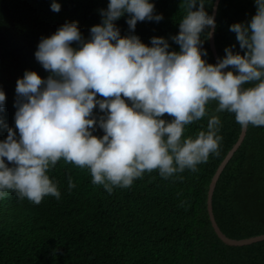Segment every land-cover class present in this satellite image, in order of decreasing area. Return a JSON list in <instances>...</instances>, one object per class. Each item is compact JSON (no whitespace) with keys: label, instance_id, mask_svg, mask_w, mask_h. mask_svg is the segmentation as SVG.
Here are the masks:
<instances>
[{"label":"clouds","instance_id":"9594fccd","mask_svg":"<svg viewBox=\"0 0 264 264\" xmlns=\"http://www.w3.org/2000/svg\"><path fill=\"white\" fill-rule=\"evenodd\" d=\"M209 3L182 0L179 32L171 36L179 51L163 36L145 44L135 34L137 22L164 19L154 0H109L88 39L77 21L41 37L35 58L49 75L25 70L16 82L15 128L0 120L7 128L0 139V200L12 193L37 205L46 196L59 200V181L49 172L61 160L87 169L92 184L109 194L130 188L146 172L163 179L198 172L219 154L218 113L234 114L242 129L264 126V0H255L249 21L230 25L243 54L227 46L215 64L203 47L216 30ZM51 8L59 12L61 4L53 0ZM121 17L129 32L123 36L116 24ZM5 104L0 88V111ZM206 116L195 136L184 135ZM97 126L102 136L93 134ZM75 187L69 174L68 191Z\"/></svg>","mask_w":264,"mask_h":264},{"label":"trees","instance_id":"16d2710c","mask_svg":"<svg viewBox=\"0 0 264 264\" xmlns=\"http://www.w3.org/2000/svg\"><path fill=\"white\" fill-rule=\"evenodd\" d=\"M214 1L205 6L209 14ZM56 2L61 4L59 12L52 10L53 0H0V88L6 94L0 120L10 127L15 128L17 79L25 70L36 71L42 78L49 75L35 58L41 37L51 35L66 21H77L83 37L90 38V28L101 22L99 10L106 9L109 0ZM154 3L164 19L137 22L135 34L145 44H150L152 36H163L170 50L179 51L171 36L179 32L182 0ZM255 12V0L219 1L214 33L219 58L227 46L234 45L233 51L243 54L230 25L249 21ZM116 24L122 36L129 34L126 17ZM203 47L208 52L205 59L215 64L209 39ZM215 107V102L209 105V115ZM94 112L101 114L98 106ZM218 115L223 136L219 154L198 165V172L185 170L169 179L156 171L146 172L130 188H116L109 194L92 184L87 169L61 160L49 172L59 181V200L46 196L37 205L20 201L15 193L0 200V264H264V240L228 245L209 220V184L241 133L234 114ZM163 118L171 119L167 113ZM207 119L186 126L184 135L195 136ZM93 134L102 136L103 130L97 126ZM6 136L7 128L0 126V139ZM69 174L76 183L71 192ZM212 210L229 238L264 234V126L246 129L216 181Z\"/></svg>","mask_w":264,"mask_h":264},{"label":"water","instance_id":"95a60500","mask_svg":"<svg viewBox=\"0 0 264 264\" xmlns=\"http://www.w3.org/2000/svg\"><path fill=\"white\" fill-rule=\"evenodd\" d=\"M219 1L220 0L214 1L213 10H212V14H214V19L216 17V11H217V6H218ZM209 45H210V50L213 53L214 60H215V62H217V59L219 57L216 53V49H215V45H214V35L209 39ZM225 71H227V69H225ZM245 132H246V129L241 128V133H240L238 140L232 146V148L228 151L227 155L225 156L223 161L220 163V165L216 169V172L213 175L211 182L209 184V190H208V196H207V210H208L209 220L211 222V225H212L216 235L219 237V239L221 241H223L224 243H226L228 245H232V246H242V245H247V244H251L254 242L264 240V234L254 236V237H250L247 239H232V238L227 237L219 228V226L215 220L213 210H212V194H213L214 187L216 185V181H217L218 177L220 176L222 170L224 169L225 165L227 164V162L229 161V159L233 155V153L236 151V149L241 144V142L244 138Z\"/></svg>","mask_w":264,"mask_h":264}]
</instances>
